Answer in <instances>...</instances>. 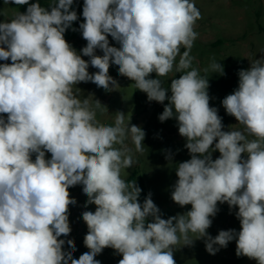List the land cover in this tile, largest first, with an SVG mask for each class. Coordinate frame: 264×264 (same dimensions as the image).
I'll return each instance as SVG.
<instances>
[{"label":"clouds","instance_id":"9594fccd","mask_svg":"<svg viewBox=\"0 0 264 264\" xmlns=\"http://www.w3.org/2000/svg\"><path fill=\"white\" fill-rule=\"evenodd\" d=\"M10 2L28 6L0 22V61H11L0 64V264H101L95 257L105 248L122 256L118 264H176L174 250L195 239L212 255L235 240L238 257L264 264V55L238 72V87L222 100L238 122L225 131L207 78L223 75V65L213 58L204 75L193 67L202 19L195 0H84L79 30L87 44L79 53L64 36L78 19L74 0H53L50 8ZM111 65L148 101H168L158 118H175L191 157L176 165L171 192L180 207L191 205L186 213L165 219L151 193L139 201L142 189L121 173L135 163L128 142L143 153L146 133L121 111L101 123L91 96L80 97L81 82L119 87ZM171 73L181 75L165 88L161 78ZM76 185L85 207L96 206L82 213L88 251L78 258L74 241L61 238L72 231L69 188ZM224 203L238 209L240 230L212 237L211 218Z\"/></svg>","mask_w":264,"mask_h":264},{"label":"rangeland","instance_id":"374dc122","mask_svg":"<svg viewBox=\"0 0 264 264\" xmlns=\"http://www.w3.org/2000/svg\"><path fill=\"white\" fill-rule=\"evenodd\" d=\"M200 10L202 19L196 23L195 31L199 34L191 50L193 67L203 69L208 67L213 58L220 62L224 68V74L209 72V96L210 106L218 109V115L222 117L224 130L231 126L238 127L235 117L226 113L222 106V100L238 87V72L250 67L251 59H259L264 53V0H195ZM8 7L4 0H0V22L10 21ZM110 46L119 47V44L108 37ZM78 53L86 46L87 42L81 37L73 41H67ZM183 51V49H181ZM97 55H103L97 49ZM89 61L90 58L82 56ZM178 60V58H177ZM11 61H0V64ZM88 71L95 73L97 69L89 66ZM109 75L118 82L117 89L106 91L97 87L94 83H79L76 85L81 90L80 97L93 101L97 119L104 124L114 122L115 113L121 111L130 117V124L137 125L146 133L142 142L145 150L143 153L135 152V163L129 169L122 170L121 176L125 181L135 171L144 180L147 194L151 193L152 200L160 209L162 218L186 213L191 205L180 207L171 199V192L176 180V165L190 159V154L185 147L186 140L178 132L175 118L164 122L159 120V115L164 110V104L148 101L146 93L136 90L133 82L119 75L118 66L111 65ZM180 73H171L161 78L163 86L170 89L171 78H179ZM151 78H156L155 73ZM168 95H171L170 90ZM94 100L101 103V107L95 106ZM127 122V120H126ZM171 154V160L166 157ZM219 152L212 153V158L219 157ZM51 154L46 153V158ZM246 158V154H242ZM33 159L35 156L33 155ZM82 185L69 188L70 196L76 200V204L69 206V221L72 229L67 237H61L65 241H74L76 251L73 253L78 258L88 249L82 250L84 236L87 234V225L82 219V213L86 210L95 211V205H86L88 197L82 191ZM219 211L212 217V225L207 230L208 234L215 237L221 230H240V222L236 218L237 208L230 209L227 203L218 204ZM195 238V237H193ZM179 247V246H178ZM65 250H70L67 243ZM122 258L115 250L105 248L95 259L101 264H118ZM237 258L235 240L229 242L226 248H220L215 255L206 250L204 239H195L191 246H181L174 250L176 264H228ZM240 264H256L255 260L245 258Z\"/></svg>","mask_w":264,"mask_h":264},{"label":"crops","instance_id":"0c3cea01","mask_svg":"<svg viewBox=\"0 0 264 264\" xmlns=\"http://www.w3.org/2000/svg\"><path fill=\"white\" fill-rule=\"evenodd\" d=\"M29 2L30 3L39 2L42 7L50 8V4L53 2V0H29ZM83 2L84 0H74V3L72 5V10H75L77 12L78 19L77 21L73 22V24L71 25L69 29L66 30L64 34L66 41H73L77 39L78 37L82 36L81 31L79 30V25L80 23L84 22V18L82 16ZM27 6L28 5L18 6L11 2L8 3L7 7L9 11L8 13L9 19H12L17 12H21V13L25 12L27 9Z\"/></svg>","mask_w":264,"mask_h":264},{"label":"trees","instance_id":"16d2710c","mask_svg":"<svg viewBox=\"0 0 264 264\" xmlns=\"http://www.w3.org/2000/svg\"><path fill=\"white\" fill-rule=\"evenodd\" d=\"M136 182V184L142 189L140 197H139V201L142 203L143 200L148 196L146 188H145V184H144V180L142 179V177L139 175L138 171H135L133 174H131L128 179L126 180V182H131L134 181ZM87 248L85 247L84 243L82 246V250H86ZM246 257L244 256H240L231 261L228 264H240L243 260H245Z\"/></svg>","mask_w":264,"mask_h":264}]
</instances>
